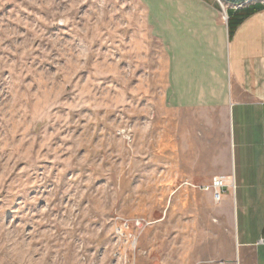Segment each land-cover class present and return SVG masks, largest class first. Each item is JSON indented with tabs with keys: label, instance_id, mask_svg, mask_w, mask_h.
Wrapping results in <instances>:
<instances>
[{
	"label": "rangeland",
	"instance_id": "374dc122",
	"mask_svg": "<svg viewBox=\"0 0 264 264\" xmlns=\"http://www.w3.org/2000/svg\"><path fill=\"white\" fill-rule=\"evenodd\" d=\"M144 13L0 0V264H195L202 234L171 218L169 167L171 127L194 111L172 107ZM116 218L150 223L136 249Z\"/></svg>",
	"mask_w": 264,
	"mask_h": 264
},
{
	"label": "crops",
	"instance_id": "0c3cea01",
	"mask_svg": "<svg viewBox=\"0 0 264 264\" xmlns=\"http://www.w3.org/2000/svg\"><path fill=\"white\" fill-rule=\"evenodd\" d=\"M138 1L169 58L170 103L195 117L171 127V218L201 232L195 264H264V0Z\"/></svg>",
	"mask_w": 264,
	"mask_h": 264
},
{
	"label": "built area",
	"instance_id": "2783aa9c",
	"mask_svg": "<svg viewBox=\"0 0 264 264\" xmlns=\"http://www.w3.org/2000/svg\"><path fill=\"white\" fill-rule=\"evenodd\" d=\"M227 180L226 177L224 176H218L215 177L213 180V184L211 188L213 189L212 191L214 192V199L216 202L220 201L224 191L222 190L224 187L228 186L226 184ZM115 221V229H114V236H115V241L116 242H125L129 243V241L132 242V247L133 250L135 248V244L137 243V233L145 230L150 223H148L145 220L142 219H125V218H116ZM141 233V232H140Z\"/></svg>",
	"mask_w": 264,
	"mask_h": 264
}]
</instances>
